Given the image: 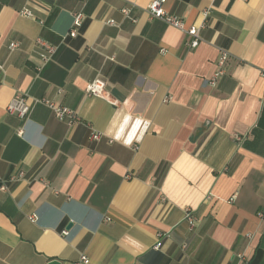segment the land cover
I'll return each instance as SVG.
<instances>
[{
    "label": "crops",
    "instance_id": "0c3cea01",
    "mask_svg": "<svg viewBox=\"0 0 264 264\" xmlns=\"http://www.w3.org/2000/svg\"><path fill=\"white\" fill-rule=\"evenodd\" d=\"M150 1L0 0V264H264V0H166L195 47ZM38 37L57 46L39 71Z\"/></svg>",
    "mask_w": 264,
    "mask_h": 264
},
{
    "label": "built area",
    "instance_id": "2783aa9c",
    "mask_svg": "<svg viewBox=\"0 0 264 264\" xmlns=\"http://www.w3.org/2000/svg\"><path fill=\"white\" fill-rule=\"evenodd\" d=\"M165 2L166 0H151L147 6V12L151 17L160 18L164 20L167 24L187 34L190 37V40L187 42V45L189 47L197 46L201 40L199 35V30L202 25L186 26L184 21L180 17L176 15L168 14L165 11L163 7ZM121 11L123 14L128 15L130 10L128 8H122ZM20 14L27 17H33V13L26 8L21 9ZM206 14L207 11L204 12V15ZM84 19H85V14L83 11L77 10L72 12V22L68 32L70 36H76L78 29L83 25ZM106 22L112 25L115 24L114 19H109ZM35 41H36V46L38 47L37 56L39 57L40 60V63L37 65V70L39 71L42 68V66L51 59L53 54L56 52L57 46L40 37L36 38ZM17 45H18L17 42H10L9 44L10 48H15ZM228 57H229V52L227 50L225 49L219 50V55L216 62L217 69L209 80V83L211 85H215L217 79L224 74L225 64L228 60ZM260 72L261 74L264 75V67L260 69ZM85 92L89 95L104 97L105 81L99 77L93 78L87 83ZM37 101L47 105L52 110L55 117H57L58 119L66 120V122L69 125H73L81 121L77 113L68 106L58 104L57 102L48 98H40ZM6 109L9 113L15 114L19 117L26 116L30 109L29 105L27 104V95L21 93L16 94L8 103ZM90 128H91V132L89 135L90 139L98 140L101 136V133L92 127ZM18 134H22V130H18ZM0 188L1 189L6 188L5 183L2 180H0ZM184 218L187 220V222L190 225H193L196 219L195 216L192 215L190 210H187L185 212ZM63 233H66V231H64ZM160 246H161V241L159 240L157 241L154 247L159 248ZM88 262H89L88 258L82 255L80 257V260L75 262V264H87Z\"/></svg>",
    "mask_w": 264,
    "mask_h": 264
},
{
    "label": "water",
    "instance_id": "95a60500",
    "mask_svg": "<svg viewBox=\"0 0 264 264\" xmlns=\"http://www.w3.org/2000/svg\"><path fill=\"white\" fill-rule=\"evenodd\" d=\"M48 264H60V262L57 260H51Z\"/></svg>",
    "mask_w": 264,
    "mask_h": 264
}]
</instances>
